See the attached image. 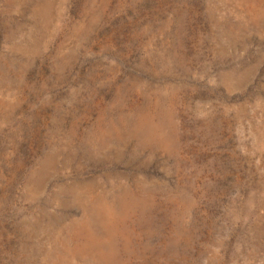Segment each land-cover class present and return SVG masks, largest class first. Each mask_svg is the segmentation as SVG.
<instances>
[{"label":"rangeland","instance_id":"374dc122","mask_svg":"<svg viewBox=\"0 0 264 264\" xmlns=\"http://www.w3.org/2000/svg\"><path fill=\"white\" fill-rule=\"evenodd\" d=\"M0 264H264V0H0Z\"/></svg>","mask_w":264,"mask_h":264}]
</instances>
